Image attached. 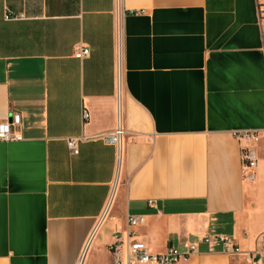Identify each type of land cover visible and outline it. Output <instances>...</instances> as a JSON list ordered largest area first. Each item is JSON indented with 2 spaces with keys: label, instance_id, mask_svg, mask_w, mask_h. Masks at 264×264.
<instances>
[{
  "label": "crops",
  "instance_id": "obj_1",
  "mask_svg": "<svg viewBox=\"0 0 264 264\" xmlns=\"http://www.w3.org/2000/svg\"><path fill=\"white\" fill-rule=\"evenodd\" d=\"M263 1L0 0V264H113L130 215L151 252L195 244L171 264H264V143L250 179L233 136L264 128Z\"/></svg>",
  "mask_w": 264,
  "mask_h": 264
},
{
  "label": "built area",
  "instance_id": "obj_2",
  "mask_svg": "<svg viewBox=\"0 0 264 264\" xmlns=\"http://www.w3.org/2000/svg\"><path fill=\"white\" fill-rule=\"evenodd\" d=\"M259 19L264 21V1L259 4ZM76 53L81 57L89 54V49L85 45L76 47ZM87 112L83 113V118H87ZM20 123V114H13L12 121L0 122V141L21 140L22 135L18 133L17 128ZM124 129L118 124L115 129L105 135L103 140L109 144L120 147ZM234 138L240 145L241 172L243 177L253 178V169L258 161L259 144L264 143L263 129H240L233 132ZM85 136L71 137L67 140V145L73 154L78 153V142L84 140ZM109 201L105 206L100 221L106 216ZM144 223V216L130 215L126 219V228L124 231L116 230L108 250L113 258V264H171L178 261H187L190 255L196 250L195 244L188 245L185 251H180L174 247H168L162 252H151L147 245L138 239H135L134 228ZM201 242L210 244L212 242H221L228 252H238L239 247L235 245L227 236L221 234H206L201 238ZM264 247V240L261 243ZM80 264V262L78 263Z\"/></svg>",
  "mask_w": 264,
  "mask_h": 264
}]
</instances>
